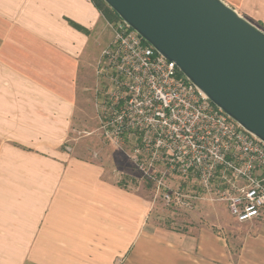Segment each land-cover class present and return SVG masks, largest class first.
<instances>
[{"label": "crops", "instance_id": "0c3cea01", "mask_svg": "<svg viewBox=\"0 0 264 264\" xmlns=\"http://www.w3.org/2000/svg\"><path fill=\"white\" fill-rule=\"evenodd\" d=\"M110 39L92 0H0V264H264V211L227 209L229 234L161 226L125 177L72 153L78 92Z\"/></svg>", "mask_w": 264, "mask_h": 264}, {"label": "built area", "instance_id": "2783aa9c", "mask_svg": "<svg viewBox=\"0 0 264 264\" xmlns=\"http://www.w3.org/2000/svg\"><path fill=\"white\" fill-rule=\"evenodd\" d=\"M106 20V19H105ZM97 59L98 133L126 151L166 203L172 178L191 179L238 221L264 211V142L245 130L122 19Z\"/></svg>", "mask_w": 264, "mask_h": 264}, {"label": "water", "instance_id": "95a60500", "mask_svg": "<svg viewBox=\"0 0 264 264\" xmlns=\"http://www.w3.org/2000/svg\"><path fill=\"white\" fill-rule=\"evenodd\" d=\"M218 108L264 142V32L222 0H104Z\"/></svg>", "mask_w": 264, "mask_h": 264}, {"label": "rangeland", "instance_id": "374dc122", "mask_svg": "<svg viewBox=\"0 0 264 264\" xmlns=\"http://www.w3.org/2000/svg\"><path fill=\"white\" fill-rule=\"evenodd\" d=\"M222 1L264 32V10L262 9L264 0ZM105 44L103 42L97 47V59ZM97 59L93 62L92 79L86 91L83 92L84 94L81 90L78 92V115L68 140L72 153L99 162L104 166L106 174L109 172L120 180L125 177L129 186L137 188L139 193L148 196L152 200L150 217L157 224L182 229L192 223H208L209 219H214L217 220L218 230L222 234H229V230L219 224V221L224 223L226 220L235 222L224 202L202 190L191 179L172 178L168 183L172 188L180 189L183 202L181 204L166 203L161 194L155 193L152 184L141 178L131 164L126 151L122 150L128 147L119 148L102 139L97 130V99L101 88L100 78L96 74Z\"/></svg>", "mask_w": 264, "mask_h": 264}, {"label": "trees", "instance_id": "16d2710c", "mask_svg": "<svg viewBox=\"0 0 264 264\" xmlns=\"http://www.w3.org/2000/svg\"><path fill=\"white\" fill-rule=\"evenodd\" d=\"M102 16L108 21L119 18L118 15L104 2V0H92Z\"/></svg>", "mask_w": 264, "mask_h": 264}]
</instances>
